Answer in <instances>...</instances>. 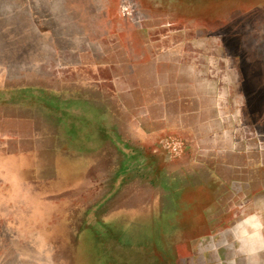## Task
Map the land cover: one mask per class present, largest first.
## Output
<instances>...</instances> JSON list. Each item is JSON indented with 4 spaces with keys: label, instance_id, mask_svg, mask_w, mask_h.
<instances>
[{
    "label": "rangeland",
    "instance_id": "rangeland-1",
    "mask_svg": "<svg viewBox=\"0 0 264 264\" xmlns=\"http://www.w3.org/2000/svg\"><path fill=\"white\" fill-rule=\"evenodd\" d=\"M213 198L264 264V0H0V264H201Z\"/></svg>",
    "mask_w": 264,
    "mask_h": 264
},
{
    "label": "crops",
    "instance_id": "crops-1",
    "mask_svg": "<svg viewBox=\"0 0 264 264\" xmlns=\"http://www.w3.org/2000/svg\"><path fill=\"white\" fill-rule=\"evenodd\" d=\"M202 175L200 173L199 179L202 178ZM199 212L197 216L204 219V226L199 232L195 231L193 243L195 246L194 254L201 264H225L223 260L230 261L232 264H240L243 259H256L255 256H260L259 252L243 253L236 251L238 243L260 244L263 241L262 237H254L248 241H242L241 237L236 239L233 233V225L221 220L218 221L219 203L217 198H213L204 208H200Z\"/></svg>",
    "mask_w": 264,
    "mask_h": 264
}]
</instances>
